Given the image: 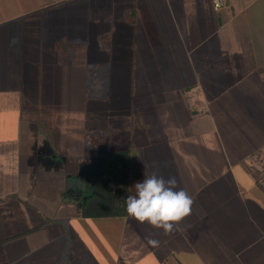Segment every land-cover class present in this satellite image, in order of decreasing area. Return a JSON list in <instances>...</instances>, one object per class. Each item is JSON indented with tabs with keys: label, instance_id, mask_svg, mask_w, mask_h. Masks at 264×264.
<instances>
[{
	"label": "crops",
	"instance_id": "0c3cea01",
	"mask_svg": "<svg viewBox=\"0 0 264 264\" xmlns=\"http://www.w3.org/2000/svg\"><path fill=\"white\" fill-rule=\"evenodd\" d=\"M75 1L0 0V264H264V0H224L220 9L214 0H102L104 21L113 25L121 8L118 19L139 39H149L144 18L168 41L167 80L176 83L160 94L171 91L168 103L186 108L169 126H150L155 134L169 130L168 154L158 158L154 149L151 159L136 160L140 172L133 145L143 149L145 122L137 116L142 128L130 148L110 154L90 146L84 124L74 130L61 123L64 116L43 131L31 116L41 111L34 105L60 100L50 90L58 59L47 64L45 57L58 55L67 33L52 16ZM112 31L103 38L111 40ZM204 110L217 131H245L247 161L233 141L224 148L235 156L207 165L170 155L182 131L205 135L189 125ZM128 153L130 163H113ZM209 164L222 172L203 177ZM144 169L175 177L193 198L179 230L165 234L127 215L125 199ZM193 232L203 238L190 240Z\"/></svg>",
	"mask_w": 264,
	"mask_h": 264
},
{
	"label": "rangeland",
	"instance_id": "374dc122",
	"mask_svg": "<svg viewBox=\"0 0 264 264\" xmlns=\"http://www.w3.org/2000/svg\"><path fill=\"white\" fill-rule=\"evenodd\" d=\"M54 8L56 9V7ZM103 11L102 0H76L73 4L57 7V11L52 17L67 33L63 34L65 39L62 41L63 47L60 48L58 55L54 57L51 53L45 57V63L51 64L58 59V66H56L59 69L56 72L58 77L57 80L55 79L56 82L51 85L53 89L50 90L60 96V100L55 102L56 104L34 105V109L41 107V111L38 110L35 113L32 111L31 116L37 117L43 131L54 128L49 126L51 120L54 123L67 122L74 130L84 124L89 139L93 138L92 134L95 130L107 128L111 130L108 135L109 144L105 151L101 150V152L110 154L130 148V140L135 130L142 128L137 124L136 116L139 118L138 123L152 120L156 128H163L173 122L176 113L184 112L186 108L183 103L177 105L168 103L171 100V94L168 93L171 91L165 95L160 94V92L168 91L162 88L163 86L172 85L175 81L167 80L168 75L171 76L167 69L168 41L165 38H157L159 34H155L156 26L146 22L144 18L140 19L141 26L145 27V37L149 39H139L143 35L137 36L136 33L128 31L131 26L120 18L118 19L117 16L122 11L121 8L114 9L113 25L102 19ZM93 15L96 16V20H93ZM110 28L113 30L112 39H103L104 33ZM78 37L79 39L76 40ZM105 45L106 47H104ZM28 58L31 61L38 60L37 57ZM92 78L101 81L102 85L98 88L101 96L99 98L88 95V87H90ZM30 106L33 107L30 104H25V108ZM197 108L196 106L191 114H195ZM81 113L88 115L86 120ZM64 116L66 119H59ZM81 116L83 121L79 119ZM192 118L189 125L195 131L203 130L205 133L203 154L200 156L202 158L203 155L204 164L207 165L218 159L223 161V159L235 156L227 152V147L233 148L231 141L241 145L236 147L243 151L241 154L246 161L248 160L244 144H248L249 140L245 131L237 130L235 136H228L220 129L217 131L218 121L214 119L210 111L206 110L200 114L192 115ZM90 133L92 134L90 135ZM102 138L100 136L98 139L100 143L103 141ZM63 140L65 141V138ZM181 143V151L190 148V142H187V139L184 138ZM224 144L227 147L224 148ZM166 148L167 146L157 147L158 158L167 155ZM94 154L99 155L100 152H94ZM123 155L113 157V163L116 161L123 163L124 158L130 163L129 153ZM107 160L109 159H102L105 163ZM129 165L130 171L132 163L131 167ZM210 166L209 164L207 168L202 169L203 177H210L223 170ZM149 170L151 171V169ZM137 171L140 172V169ZM222 174L230 176V174ZM147 228L150 229V226ZM147 228L145 227V229ZM199 235H202L201 238H203V233L193 232L190 240H195V237ZM178 240L182 242L181 238Z\"/></svg>",
	"mask_w": 264,
	"mask_h": 264
},
{
	"label": "clouds",
	"instance_id": "9594fccd",
	"mask_svg": "<svg viewBox=\"0 0 264 264\" xmlns=\"http://www.w3.org/2000/svg\"><path fill=\"white\" fill-rule=\"evenodd\" d=\"M134 189V194L125 199L127 215L141 224L162 229L165 234L179 230L180 223L192 213L193 198L178 186L175 177L165 179L152 172L136 182ZM149 243L159 242L149 240Z\"/></svg>",
	"mask_w": 264,
	"mask_h": 264
},
{
	"label": "trees",
	"instance_id": "16d2710c",
	"mask_svg": "<svg viewBox=\"0 0 264 264\" xmlns=\"http://www.w3.org/2000/svg\"><path fill=\"white\" fill-rule=\"evenodd\" d=\"M104 39V38H103ZM102 39V40H103ZM62 47V42H58L57 44V48H61ZM106 47V45H105ZM100 79H96V78H93V80H91V83H90V87H88V95L89 97H93V98H99L101 97L100 96V93L98 92V88L101 87L102 84H100ZM92 90V91H91ZM189 106V104H188ZM152 122V123H151ZM147 124V126H146ZM154 125L153 121H150V120H146L145 121V127L144 129L142 130L143 133H144V137L141 136L139 137V142H141V145L143 146V149L141 148L140 149V145H133V148L136 150V151H133V170L136 172V170H138V165L136 166V160H140L141 157L143 158H148L150 159L151 157V154H152V151L157 150V147L159 146H167V140H168V137L170 138L171 136L167 135L166 134V131L164 132H159L158 134H155L152 132V128L150 127L151 125ZM89 131V130H88ZM169 131V130H168ZM167 131V132H168ZM111 130L107 129V128H99L97 130H95V132L90 133V135L92 134L93 135V138L92 139H89V136H88V141H89V144L90 146L92 147H95L96 149L98 150H104L108 147V144H109V134H110ZM186 132V131H185ZM185 132H181L183 134H185L187 136L188 133H185ZM171 133V132H170ZM178 133V132H176ZM103 137V141L102 143L99 142V137ZM184 137L182 135V138H180L178 140V137H175L176 138V149H173V151H170V155L172 156L173 154H175V160H191V161H197L199 159H202L203 158V155H202V158L200 157L201 154H203V135H190L188 137ZM185 138V140L187 139V142L189 141V145H190V148H188V150H184V151H181L180 150V145L182 144L181 142L183 141V139ZM181 143V144H180ZM160 144V145H159ZM140 149V150H138ZM159 151V150H158ZM167 153V151H166ZM168 154V153H167ZM148 174H151V171L148 169H144V175H148Z\"/></svg>",
	"mask_w": 264,
	"mask_h": 264
},
{
	"label": "built area",
	"instance_id": "2783aa9c",
	"mask_svg": "<svg viewBox=\"0 0 264 264\" xmlns=\"http://www.w3.org/2000/svg\"><path fill=\"white\" fill-rule=\"evenodd\" d=\"M214 6L216 9H220L224 6V0H214Z\"/></svg>",
	"mask_w": 264,
	"mask_h": 264
}]
</instances>
